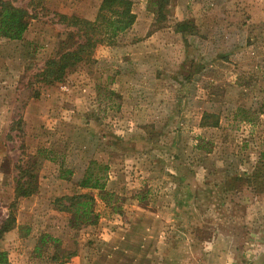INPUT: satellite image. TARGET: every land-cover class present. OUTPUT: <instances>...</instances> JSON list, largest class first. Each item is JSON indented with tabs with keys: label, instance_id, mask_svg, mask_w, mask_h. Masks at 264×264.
Here are the masks:
<instances>
[{
	"label": "rangeland",
	"instance_id": "rangeland-1",
	"mask_svg": "<svg viewBox=\"0 0 264 264\" xmlns=\"http://www.w3.org/2000/svg\"><path fill=\"white\" fill-rule=\"evenodd\" d=\"M9 1L29 18L20 40L0 37V227L15 218L0 249L25 261L30 232L59 238L60 252L91 247L139 204L154 234L208 236L227 264H264V0H168L159 18L158 6L136 0L132 28L53 86L36 76L67 32L59 16L93 20L100 0ZM179 22L195 37L175 33ZM39 148L57 162H41L35 194L10 209L18 166ZM91 162L108 167L105 193L79 187ZM84 192L99 221L70 228L53 202Z\"/></svg>",
	"mask_w": 264,
	"mask_h": 264
},
{
	"label": "trees",
	"instance_id": "trees-1",
	"mask_svg": "<svg viewBox=\"0 0 264 264\" xmlns=\"http://www.w3.org/2000/svg\"><path fill=\"white\" fill-rule=\"evenodd\" d=\"M135 1L100 0L93 20H86L74 15H60L58 22L65 26L67 32L64 35V39L59 43L58 53L45 61L43 69L36 76L37 83L44 86L60 84L79 65L90 62L98 46L113 45L121 34L130 30L134 25L136 16L133 13V5ZM40 2L41 0H28V6L34 8ZM150 2L153 6H158L157 18H159L163 14L164 6H167L168 0H150ZM28 18L29 15L26 9L13 6L9 0H0V37L8 40H20L27 29ZM174 31L185 37L197 34L196 28L188 22H179L175 25ZM105 92L106 98L109 99L112 106L115 105V107L119 108V105L116 106L115 103L117 99H120V96L112 90H105ZM262 108H264V104ZM248 114L249 112L245 109H238L236 112V115L245 117ZM217 126L218 120L214 122L212 127L215 128ZM32 156L30 163L28 161L25 166H18V174L13 191L14 198L10 209L15 208L21 199H27L35 194L37 189L35 184L36 172L41 162H57L55 153L47 148L37 149ZM59 165L61 167L63 163L60 162ZM107 170V166L91 162L79 182L80 189L105 193ZM60 173L61 179L67 180L72 176L70 170L65 172L60 170ZM95 204L94 196L87 192L58 197L53 202L55 210L69 214L72 217L69 222L70 228L95 226L99 221V214L95 211ZM14 224L15 218L10 212L0 227V237L10 231L11 226ZM40 241L43 243V239ZM37 249L39 251L40 247H37ZM2 255L0 253V257ZM74 255L75 251L64 252L61 258L69 259Z\"/></svg>",
	"mask_w": 264,
	"mask_h": 264
},
{
	"label": "crops",
	"instance_id": "crops-1",
	"mask_svg": "<svg viewBox=\"0 0 264 264\" xmlns=\"http://www.w3.org/2000/svg\"><path fill=\"white\" fill-rule=\"evenodd\" d=\"M194 38L195 36H190ZM159 45L154 42H143L138 49ZM202 59L209 61L205 56ZM137 205V204H136ZM141 205L133 206V212L127 222L113 233L101 235L95 244L82 245L69 259L61 258L65 251L60 252L62 241L48 232L33 234L20 240L24 246L25 261L19 251L0 249L2 257L0 264H30L35 259L45 264H227V255L221 246L209 243L208 236L199 239H186L185 236H173L170 232L158 231L152 228L155 221L148 215L137 211ZM137 212V213H136ZM154 234V235H153ZM43 239V243L40 241ZM218 243V241H216ZM37 247H40L38 251ZM30 248V249H29ZM74 251V250H73Z\"/></svg>",
	"mask_w": 264,
	"mask_h": 264
}]
</instances>
